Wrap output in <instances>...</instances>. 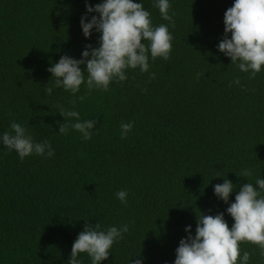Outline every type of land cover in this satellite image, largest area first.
<instances>
[{
	"label": "trees",
	"instance_id": "1",
	"mask_svg": "<svg viewBox=\"0 0 264 264\" xmlns=\"http://www.w3.org/2000/svg\"><path fill=\"white\" fill-rule=\"evenodd\" d=\"M137 2L153 25L169 26L170 59L149 56L148 72L128 69L127 80L106 92L88 94L82 84L73 96L62 87L46 93L47 69L97 45L98 33L82 32L85 0H0V134L15 120L55 152L21 161L0 143V264H68L87 222L129 227L101 264H174L186 226L195 233L197 213L224 212L230 228L234 223L215 184L232 180L234 201L239 185L264 179V65L249 80L217 48L234 0H169L175 27L155 0ZM236 77L241 83L229 87ZM57 105L74 107L81 120L98 119L92 139L71 128L60 134ZM122 122H134L126 139ZM245 168L252 177L237 176ZM122 189L126 204L116 197ZM244 251L252 253L249 264H264L258 245L242 241L241 257ZM78 259L91 264L87 254Z\"/></svg>",
	"mask_w": 264,
	"mask_h": 264
},
{
	"label": "clouds",
	"instance_id": "2",
	"mask_svg": "<svg viewBox=\"0 0 264 264\" xmlns=\"http://www.w3.org/2000/svg\"><path fill=\"white\" fill-rule=\"evenodd\" d=\"M86 12L81 17V28L86 38L93 31L98 33L97 45L87 44L82 58L67 54L53 62L47 69L52 74L51 83L45 86L48 95L53 88H63L73 96L84 84L88 94L94 89L108 91L111 82L127 80L128 69L139 68L140 72L149 71V56L154 61L158 57L170 59L173 36L167 24L153 25L150 11L137 0H101L94 6L85 0ZM159 9L161 17L175 27L174 15L170 14L169 0H155L153 5ZM96 13V15L89 14ZM224 34L217 48L231 58L241 72L250 73L254 79L264 65V0H234L224 13ZM142 41H147L144 43ZM82 66H85L82 68ZM203 73H197V79ZM54 78V80H53ZM155 78V73L151 74ZM49 81V82H50ZM241 83L236 77L229 81V87ZM80 101L85 95L78 97ZM75 106L76 99L71 101ZM58 113L64 117L59 133L67 135L69 129L81 134L85 141L91 140L98 119L81 120L80 113L57 105ZM134 122L121 123V139H126ZM0 143L9 151H16L21 161L29 155L54 156L51 143L45 139L37 142L28 128L13 120L9 131L0 134ZM238 177H252L249 168L236 173ZM222 176V175H217ZM225 177V176H224ZM236 184L227 177L223 183L214 185L215 195L228 205L226 212L234 223L229 227L225 213L215 215L197 213V223L193 234L192 225H187V235L175 249L174 264H249L252 253L244 251L241 257L240 242L248 241L258 245L259 255L264 257V179L257 177L255 183H242L238 187L235 200L231 194ZM127 191L119 190L116 197L127 203ZM129 231L127 224L102 228L100 223H85L82 231L74 240L68 264H82L80 254H87L91 264H101L110 256L115 242L123 239ZM141 254L137 255L140 256ZM130 264H143V259H132Z\"/></svg>",
	"mask_w": 264,
	"mask_h": 264
}]
</instances>
